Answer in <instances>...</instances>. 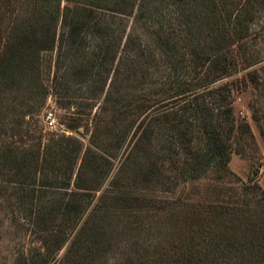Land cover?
<instances>
[{
    "label": "rangeland",
    "instance_id": "obj_1",
    "mask_svg": "<svg viewBox=\"0 0 264 264\" xmlns=\"http://www.w3.org/2000/svg\"><path fill=\"white\" fill-rule=\"evenodd\" d=\"M200 5L205 15L198 16L195 29L188 28V37L195 39L189 45L230 39L222 51L226 60L203 51L199 59L185 55L178 64L160 57L150 79L120 80L123 100L150 102L148 115L132 110L112 115L103 109V96L73 102L66 90L61 97L50 88L44 91L51 81L40 70L26 78L17 75L9 89H0V264H29L28 255L43 253L41 233L20 223L22 215L54 208L50 230L71 239L72 223L62 215L66 202L81 192L95 198L140 194L166 202L132 221L119 212L103 219L96 211L100 221L91 217L86 230L90 237L99 232L108 251L93 264H150L179 245L202 243L196 235L203 228L214 237L223 232V241L236 234L232 240L243 241L247 229L237 230L234 219L210 214L200 207L205 205L242 200L246 219L264 232V3L195 0L189 5L190 23ZM9 15L0 0L2 31ZM61 83L80 94L90 88L69 76ZM48 114L55 119L52 128L45 124ZM56 144L63 147L59 154L53 153ZM100 158L107 160V169L97 175L91 167ZM147 167L155 182L147 179ZM167 181L175 186L165 191L161 184ZM85 185L92 190H83Z\"/></svg>",
    "mask_w": 264,
    "mask_h": 264
},
{
    "label": "trees",
    "instance_id": "obj_2",
    "mask_svg": "<svg viewBox=\"0 0 264 264\" xmlns=\"http://www.w3.org/2000/svg\"><path fill=\"white\" fill-rule=\"evenodd\" d=\"M253 1L258 5L264 3V0ZM2 2L4 8L10 11V22L4 31L0 28V89H9L11 83L19 80L22 75L26 78L29 72L40 70L51 81V85L42 86L44 91L50 88L61 97V91L66 90L63 94L73 102L103 96V109L110 111L112 115L126 110H132V114L136 116L151 112L148 111L151 103L146 104L148 101L132 104L129 99L123 100L127 95L122 94L120 85L117 86L120 80H133L136 75L150 79L151 70L156 69L162 60L160 57H164L167 64H178L184 62L185 55H194L197 60L203 52H214L215 55L220 54L222 61H225L222 51L225 44L230 42V39L213 38L208 45H189L195 39L188 37V28L195 29L200 25L198 16L205 15L202 11L204 5H200L194 10L197 16L192 17L193 23L188 21L189 5L195 0ZM242 4L239 3L238 6ZM250 9H253L252 6ZM68 76L80 80V83H90L86 94L77 93L80 89L71 91L66 86L64 89L61 80ZM66 141L73 142L70 139ZM67 142L65 145H68ZM56 146L53 153L59 154L63 147L59 144ZM48 149L43 154L48 155ZM86 159L88 156L85 152L79 168L83 174L88 169ZM100 160L99 163L95 160L91 167L92 172L97 175L103 174L107 169V160ZM43 161L44 165H48V162ZM151 173L154 174L151 167H147V179ZM161 185L165 187V191L175 186L171 181ZM91 186L85 185L82 189L91 191ZM74 197L73 201L66 202V213L62 215L64 222L72 223L71 230L74 234L71 239L69 233L50 230L51 215L56 213L54 208H49L48 212L36 215L31 213L19 218L20 223L37 229L42 237L43 253L28 255L29 264H93L98 256L108 251L101 244L102 238L97 236L99 232L90 237L86 230L89 219L98 217V211L103 212V219L119 212L132 221L147 210L162 209L160 205L166 203L140 194H103L95 198L81 192L74 194ZM93 201L100 205L92 204ZM48 202L55 207L60 205L55 200ZM200 207L206 208L210 214L218 213L234 219L237 230L247 229L240 235L243 241L232 240L238 237L237 234L235 237L231 235L229 241H223V232L214 237L209 230L203 228L202 234L196 235L202 238V243L179 245L171 255H161L150 264H264V243L261 242L264 232L252 227L251 221L246 219L248 212L242 200ZM96 221L100 219L96 218ZM68 241L64 254L58 259V253Z\"/></svg>",
    "mask_w": 264,
    "mask_h": 264
},
{
    "label": "built area",
    "instance_id": "obj_3",
    "mask_svg": "<svg viewBox=\"0 0 264 264\" xmlns=\"http://www.w3.org/2000/svg\"><path fill=\"white\" fill-rule=\"evenodd\" d=\"M54 121H55V119H54L53 115H52V114H48V115L46 116L45 124H46L49 128H52V127H54Z\"/></svg>",
    "mask_w": 264,
    "mask_h": 264
}]
</instances>
